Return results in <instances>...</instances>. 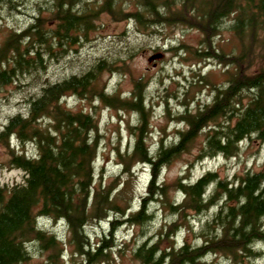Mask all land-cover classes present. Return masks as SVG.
Masks as SVG:
<instances>
[{
	"label": "trees",
	"instance_id": "1",
	"mask_svg": "<svg viewBox=\"0 0 264 264\" xmlns=\"http://www.w3.org/2000/svg\"><path fill=\"white\" fill-rule=\"evenodd\" d=\"M26 7L17 0H0V21L7 11ZM29 15L25 26L7 29L0 41V94L23 83L38 89L27 101V111L12 116L0 132L5 156H0V170L25 175L21 184L0 185V264H33L34 251L45 256L42 264H63L67 246L84 264H110L119 247V229L151 224L154 203L176 219L141 244L136 241L131 253L137 264H210L209 258L253 264L261 253L257 247H264V162L260 170L231 181L213 172L195 183L188 178L171 185L160 181L167 166L196 148V160L205 161L237 158L244 143L264 146V0H37ZM104 16L141 30H198L203 34L200 48L179 45L174 53L200 62L215 60L227 69L226 85H212L211 104L195 111L187 98L181 101L186 111L171 116L166 101L170 120L185 127L178 130L177 142L161 140L155 152L148 146L152 110L146 103V82L135 80L127 96L110 94L105 85L99 88L102 74H125L124 59H101L81 76L46 80L54 63L91 41ZM227 23L240 44L232 56L217 46ZM201 75L195 74L188 88L201 91L210 83ZM72 98L90 102L93 111L100 102L139 116L135 145L121 155L124 174L131 176L139 165L150 169L151 180L137 212L119 203L128 184L115 194L114 185L96 182L98 120L89 111L70 109ZM171 192L181 196L176 199ZM204 214L210 219L197 234L198 245L189 238L195 235L192 221ZM108 219V233L93 247L88 227ZM42 220L61 223L66 243L41 226Z\"/></svg>",
	"mask_w": 264,
	"mask_h": 264
},
{
	"label": "rangeland",
	"instance_id": "2",
	"mask_svg": "<svg viewBox=\"0 0 264 264\" xmlns=\"http://www.w3.org/2000/svg\"><path fill=\"white\" fill-rule=\"evenodd\" d=\"M17 1L26 3L28 7L22 12L7 11L4 19L0 21V41L7 29H19L26 25L28 16L33 11L37 0ZM99 24L100 28L92 36L90 42L84 43L77 53L73 52L66 59L56 62L50 67L46 80L56 83L73 75L81 76L90 66L101 59L110 57L124 59L125 74L120 72L102 74L98 80L99 88H103L105 85L110 94L119 91L127 96L129 92L134 90L135 80L141 79L146 82V103L148 108L152 110L150 116L151 135L148 138V146L155 152L161 140H165L168 145L177 142V131L185 127L183 125L178 126L176 121L170 120L166 112L168 108L166 101L169 100L171 116L186 111L188 107L181 105V101L183 102L187 98L191 102L189 108L195 111L211 104L214 99L212 85H226L228 78L225 71L227 69L223 65L220 66L215 60L200 62L190 55L174 53L173 50L179 45L188 46L190 49L200 48L203 34L198 30L183 26L141 30L135 25L129 26L125 22H114L108 16H104ZM228 28L229 23L223 26V32L217 40V46L220 52L224 51L227 55L232 56L239 51L240 44ZM158 54H162L163 57L153 60L152 57ZM199 71L202 72L201 76L210 83L202 85L201 91L199 89L192 90L188 88V84L194 80L195 74ZM36 93H38L37 89L23 83L18 89L10 88V91L0 94V132L12 116L27 111V101L30 96ZM177 96L181 97L178 99ZM69 104L70 109L89 111L98 120L99 145L96 160V182L102 183L104 186L114 185L115 194L124 190L128 184L124 196L122 195L123 199H120L119 203L122 208H127V210L130 208L137 212L151 180L150 169L139 165L132 170L131 176L124 174L121 155H126L132 151L135 145L133 130L138 125L139 116L130 111H117L108 108L100 102L94 104L96 111H93L90 102L82 101L79 98L70 99ZM204 139L205 137L202 136L198 144H201ZM241 146V155L230 160L217 157L197 161L196 157L199 150L196 148L190 154H184L180 159L167 166L162 173L160 183L171 185L178 179L185 180L186 178H188L187 182L195 183L208 172L217 173L221 178L231 181L247 171L260 170L264 162V146L256 143L252 146L244 143ZM0 156L1 158L5 157L3 149L0 150ZM24 178L25 175L22 171L0 170V185L21 184ZM171 196L177 199L181 195L171 192ZM129 202L130 207H127ZM150 213L154 216V221L151 224L143 227L123 226L119 229L116 236L119 247L113 252L110 264H137L131 253L136 241L139 240L141 244L154 236L162 225L171 223L176 219L169 215L168 209L158 207L157 203L151 206ZM210 214L196 217L192 221L195 235L189 238L195 244H201L197 239V234L210 219ZM115 216L113 214L111 219ZM110 221L108 219L88 227L87 233L91 238L93 247H96L104 234L108 233ZM40 225L56 232L63 243H66L67 235L65 227L61 223L42 220ZM185 233L180 234L179 244H182ZM257 251L261 252L260 257L253 264H264V247H257ZM72 253V247L67 246L64 257L61 259L63 264H84L81 257L73 256ZM33 255V264L44 263L45 256L36 251L33 252ZM208 261L210 264H230L223 258H209Z\"/></svg>",
	"mask_w": 264,
	"mask_h": 264
},
{
	"label": "water",
	"instance_id": "3",
	"mask_svg": "<svg viewBox=\"0 0 264 264\" xmlns=\"http://www.w3.org/2000/svg\"><path fill=\"white\" fill-rule=\"evenodd\" d=\"M163 57L162 54H158V55H155L152 57L153 60H156V59H161Z\"/></svg>",
	"mask_w": 264,
	"mask_h": 264
},
{
	"label": "bare ground",
	"instance_id": "4",
	"mask_svg": "<svg viewBox=\"0 0 264 264\" xmlns=\"http://www.w3.org/2000/svg\"><path fill=\"white\" fill-rule=\"evenodd\" d=\"M38 90V89H37ZM177 133H178V131H177ZM231 172V171H230ZM245 200V199H244ZM32 249V248H31Z\"/></svg>",
	"mask_w": 264,
	"mask_h": 264
}]
</instances>
